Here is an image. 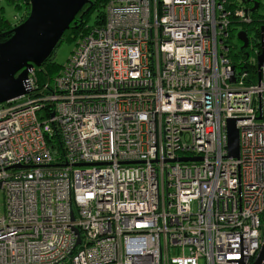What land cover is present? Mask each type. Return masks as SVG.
<instances>
[{"label":"built area","instance_id":"1","mask_svg":"<svg viewBox=\"0 0 264 264\" xmlns=\"http://www.w3.org/2000/svg\"><path fill=\"white\" fill-rule=\"evenodd\" d=\"M255 5L108 0L47 95L31 71L30 91L0 104V264L256 262L264 58L252 79L223 43Z\"/></svg>","mask_w":264,"mask_h":264},{"label":"water","instance_id":"2","mask_svg":"<svg viewBox=\"0 0 264 264\" xmlns=\"http://www.w3.org/2000/svg\"><path fill=\"white\" fill-rule=\"evenodd\" d=\"M246 1V0H242ZM90 0H30L27 18L0 42V104L8 103L30 91L27 84L32 70L41 67L54 53L63 35L70 29L77 15ZM258 6H254V10ZM264 27L261 28V34ZM241 49L248 46L245 32H238ZM257 57V69L263 64L264 52ZM234 79L232 78L231 81ZM227 157L238 158L239 134L235 120L226 121ZM264 261V238L254 264Z\"/></svg>","mask_w":264,"mask_h":264},{"label":"trees","instance_id":"3","mask_svg":"<svg viewBox=\"0 0 264 264\" xmlns=\"http://www.w3.org/2000/svg\"><path fill=\"white\" fill-rule=\"evenodd\" d=\"M27 2L28 11L23 15L25 18L22 20L24 21L28 14H29V1L30 0H5V4H11L14 5L15 8H19L20 6L18 3ZM108 0H90L88 5H86L83 10L77 15L75 18L74 23L71 25L70 29L63 35L62 39L60 40V44L62 42L75 40L76 42L89 32H91L95 28H100L105 23V6L107 4ZM232 4L227 6L226 9H231ZM225 9V11H226ZM2 11L3 6L0 5V27H4L2 29H5V26L8 27L7 22L2 17ZM259 11H261V14H259ZM251 22L248 25H241L239 26L241 29H243L246 33V36L249 41V48H247L246 52H244L245 49H239V51L236 54H232L233 48L229 47V43L232 41V39L235 36V33L237 32V23L234 21L230 22V25L228 27V33L229 37L226 41L223 43L225 44L227 48V53H225V57L229 59L230 63L239 71H248L250 72V78L256 77V69H257V56L260 53V47H259V40H260V28L264 22V13L261 5H259V8L255 11H251L250 13ZM20 21V22H22ZM239 30V29H238ZM252 35V36H251ZM0 41H4L2 38H0ZM242 46V45H241ZM76 48V46H75ZM60 66L57 65L54 60L53 56H51L45 63L41 65L39 68H35L32 71V78L35 77L34 82L38 90L42 91V89H45V92H43V95H47L48 91L46 90V86H49L54 77H56L59 73ZM47 106V104H45ZM50 108V107H49ZM43 114H47V112H44ZM49 116V113L47 114Z\"/></svg>","mask_w":264,"mask_h":264},{"label":"rangeland","instance_id":"4","mask_svg":"<svg viewBox=\"0 0 264 264\" xmlns=\"http://www.w3.org/2000/svg\"><path fill=\"white\" fill-rule=\"evenodd\" d=\"M27 2H23V4L20 2L18 3V5L20 6L19 8H15L14 5L11 4H5V0H0V5L3 6V11H2V17L10 24H16L19 21H22L25 16H19L23 11L22 9L25 8ZM22 5V6H21ZM27 7V6H26ZM28 10H26L27 12ZM264 13V12H263ZM259 14H261V11H259ZM237 31L238 29H240L239 25H237ZM237 35V33H235ZM236 35L234 36V38L232 39V41L229 43V47L233 48V52L232 54H236L239 49L241 48L242 43L237 39ZM252 36V35H251ZM78 42V41H77ZM77 42L75 40H70L68 41H64L61 44L59 43V45L57 46V48L55 49L54 53H53V60L54 62L60 66L61 69H59V72L62 70L63 67H65V65L68 63L74 49L75 46L77 44ZM34 77V76H33ZM35 79V77H34ZM1 204H3V195L0 191V211H2L1 209Z\"/></svg>","mask_w":264,"mask_h":264},{"label":"flooded vegetation","instance_id":"5","mask_svg":"<svg viewBox=\"0 0 264 264\" xmlns=\"http://www.w3.org/2000/svg\"><path fill=\"white\" fill-rule=\"evenodd\" d=\"M22 6V5H21ZM27 6V5H26ZM25 6V8H23L22 9V13L19 15V16H23L25 13H26V10H28V7H26ZM29 7H30V4H29ZM5 20V19H4ZM6 21V20H5ZM7 22V21H6ZM23 22V21H22ZM22 22H18V23H14V24H10V23H8L7 22V24H8V27H6L5 26V29H2V28H4V27H0V37L2 36V35H6L7 33H9L13 28H15L16 26H18L20 23H22ZM8 37H6V36H4L2 39L5 41L6 39H7ZM1 42V41H0ZM3 42V41H2ZM249 46H250V44H248V46H247V48H249ZM247 48H245V50H244V52H246L247 50Z\"/></svg>","mask_w":264,"mask_h":264}]
</instances>
